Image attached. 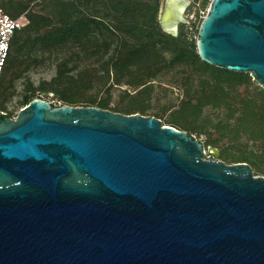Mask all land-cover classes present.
Listing matches in <instances>:
<instances>
[{
    "label": "water",
    "instance_id": "water-1",
    "mask_svg": "<svg viewBox=\"0 0 264 264\" xmlns=\"http://www.w3.org/2000/svg\"><path fill=\"white\" fill-rule=\"evenodd\" d=\"M198 49L264 88V0H214ZM205 152L139 113L35 99L0 117V264H264V176Z\"/></svg>",
    "mask_w": 264,
    "mask_h": 264
},
{
    "label": "rangeland",
    "instance_id": "rangeland-1",
    "mask_svg": "<svg viewBox=\"0 0 264 264\" xmlns=\"http://www.w3.org/2000/svg\"><path fill=\"white\" fill-rule=\"evenodd\" d=\"M111 1L76 0V5L66 11L63 7L64 0H0V7L4 10L5 6L13 8V14L24 12L28 13V16L32 13L38 15L40 28L38 33L26 34L20 38L12 48L2 86L4 112L15 119L26 107L22 104L24 96L31 93H34L33 100L44 99L53 106H88L84 101L107 100L112 109H125L144 116L157 115L164 125H174L177 129L186 131L203 143L206 149L205 159L215 157L226 164H236L235 157H251L263 169L259 171L249 164L254 175L264 176V141L258 138L262 126L260 122L252 125L245 123L239 110L242 107L240 100L244 97H257L262 101L260 92L264 88L248 73H239L245 75L241 80L226 78L220 71L225 69L203 68L183 55V59H180L179 45L185 54L195 46L198 57L203 61L199 55L198 38L201 25L214 0H185L186 22L179 25L175 35L164 31L159 24L163 33L179 38L181 43L171 42L163 37L156 38L158 47L164 51L165 56L159 66L154 68V78H150L152 72H149L148 68L152 63L146 55L134 60L129 66V71H118L115 74L110 64H107L114 56L115 43L111 48L104 46V40L109 37L104 28L97 30L91 26L93 32L90 31L88 36L57 39L55 28L71 22L68 18L76 15L84 19H102L114 28L120 37L134 41L136 37H128L119 31L120 19L116 18L118 14ZM135 1L139 5H156V0ZM164 3L165 0H159L158 19ZM153 7H149L147 11L152 13ZM71 20L75 21L76 18L72 17ZM108 68L111 70L110 82L115 78L120 79L123 82L121 85L102 88L97 82ZM58 73H61V78L56 81ZM80 77L93 79V83L79 82ZM128 79H131L132 85L124 84ZM145 80H151L147 86L151 85L144 89L146 85L140 84ZM219 80L222 88L231 94L230 105L223 103L220 88L215 90ZM53 88L58 90V94L44 92ZM61 95L74 96L80 102L65 103L59 99ZM218 100L221 101L218 103ZM124 112L122 111V114H126Z\"/></svg>",
    "mask_w": 264,
    "mask_h": 264
},
{
    "label": "trees",
    "instance_id": "trees-1",
    "mask_svg": "<svg viewBox=\"0 0 264 264\" xmlns=\"http://www.w3.org/2000/svg\"><path fill=\"white\" fill-rule=\"evenodd\" d=\"M74 5H76V0H64V8L67 10H70ZM111 5L114 8L115 12L118 14L116 18H119L120 21L118 22L119 25V31L125 33L128 37L135 38L134 41H130L129 39L122 38L120 37L114 28H111L110 25H108L104 20H100L97 17L94 18H78L76 15H72L71 17L68 18L67 22L62 24L60 27L55 28V32L58 34V38L60 37L62 39H69V38H80L82 35L88 36L90 34V31H92L91 26H93L95 29L98 30V28H104L108 31L109 37L107 39H103L105 42L103 43L106 48H111L112 44L115 45V53L114 56H112L109 60L107 61V64H110V67H112V70L115 74H117L118 71H129V66L130 64L139 58H142L143 55L148 56L152 63V66L149 69V72H152L150 78H154V71L155 67L157 68L159 66V63L161 60L164 58V51L160 49L159 42L156 40L157 37H163L168 40L172 41H177L178 43H181L179 38H173L170 35H166L165 33L162 32L160 26H159V19H158V12H159V0H156V5L153 7L149 3H141L140 5L138 4L137 1L135 0H112ZM149 7H153L154 11L150 13L148 10ZM1 8V7H0ZM5 10L2 9L4 12L8 13L12 17H18L20 14H23L24 12L13 14L11 13V10L13 8H9L5 6ZM28 16V13H26ZM76 18L75 21L71 20V18ZM29 18V24L31 25H26L24 28L21 30L17 31L15 36L12 39L11 43V51L14 45H16L19 42V39L25 36L26 34H36V32H39V26L38 23V15L32 13ZM141 18V20H140ZM31 20V22H30ZM93 32V31H92ZM95 35V33H92ZM169 41V43H171ZM138 42V43H137ZM178 49L181 50L180 59L188 58V60L194 61L195 63H199L200 67H209V68H215L220 70L219 68H216L214 66L209 65L208 63H205L200 60L198 57V54L196 53L195 46L194 48L192 47V50L188 51L186 54L183 50L182 47H178ZM11 51L9 55V59L7 62V66L5 68L3 78L0 84V111H4V102L2 100V86L4 82V77L7 71L8 63L11 58ZM183 55V56H182ZM179 56V54H178ZM122 69V70H121ZM225 74L226 78L232 77L237 78V79H242L245 75L235 73V72H230L227 70H220ZM223 76V75H222ZM248 76V75H246ZM61 78V73L57 74L56 81H59ZM92 78V77H91ZM81 81H87L89 84L93 83V79L89 78H79V82ZM111 70H107L100 79H97V82L102 85V88L107 87L108 85L109 88H112V85H121L123 82L120 79H113V82L111 83ZM151 80H145V82H141V86H145L147 88L151 84L147 86L148 83H150ZM111 83V84H110ZM124 84L132 85L131 79H128ZM221 81L219 80V85L216 86L215 90L220 88V93L223 95V103L226 105H230L231 101V94L229 92H226L222 88ZM44 90V89H43ZM109 90V89H108ZM44 92H56L58 94L57 89H51V90H44ZM215 92V91H214ZM260 96L262 98V101L259 100L257 97H244L243 99L240 100L241 103V111L242 120H245V123L248 124H256L259 123L261 124L262 128L259 132L258 138L262 139L264 141V90H261ZM34 98V93L27 94L24 96V99L22 100V104L28 105ZM216 98V97H215ZM59 99L62 100L65 103L68 104H76L80 102L76 97L74 96H66V95H61L59 96ZM221 100H218V103ZM88 104V106H94V107H99L102 109H107L110 111L114 112H119L122 113V111H125L127 115L130 114H135L134 112H130L125 109H112L110 108V102L107 100L103 101H97V99H89L88 101H84ZM192 108H197L195 106H191ZM156 118H158L157 115H153ZM3 118H10L9 115L2 116ZM171 126V125H170ZM172 127L176 128V126L172 125ZM190 135V134H189ZM192 136V135H190ZM226 157V156H224ZM236 163L240 162H245L248 163L252 166H255L259 171H262L263 169L251 158L248 156H240V157H235L234 158Z\"/></svg>",
    "mask_w": 264,
    "mask_h": 264
},
{
    "label": "built area",
    "instance_id": "built-area-1",
    "mask_svg": "<svg viewBox=\"0 0 264 264\" xmlns=\"http://www.w3.org/2000/svg\"><path fill=\"white\" fill-rule=\"evenodd\" d=\"M28 24L29 18L26 13L12 17L0 8V84L9 59L12 39L17 31ZM5 115L7 114L4 111H0V117Z\"/></svg>",
    "mask_w": 264,
    "mask_h": 264
},
{
    "label": "bare ground",
    "instance_id": "bare-ground-1",
    "mask_svg": "<svg viewBox=\"0 0 264 264\" xmlns=\"http://www.w3.org/2000/svg\"><path fill=\"white\" fill-rule=\"evenodd\" d=\"M167 3V11L163 24L168 29L178 30L179 21L184 19V10L186 4L183 0H168Z\"/></svg>",
    "mask_w": 264,
    "mask_h": 264
}]
</instances>
